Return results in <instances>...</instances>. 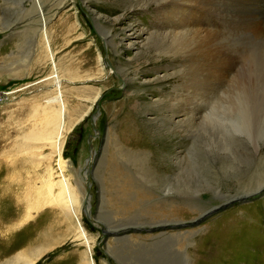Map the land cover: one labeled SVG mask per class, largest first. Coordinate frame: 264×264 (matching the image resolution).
I'll list each match as a JSON object with an SVG mask.
<instances>
[{
	"label": "rangeland",
	"instance_id": "374dc122",
	"mask_svg": "<svg viewBox=\"0 0 264 264\" xmlns=\"http://www.w3.org/2000/svg\"><path fill=\"white\" fill-rule=\"evenodd\" d=\"M178 2L0 0V264H264V0Z\"/></svg>",
	"mask_w": 264,
	"mask_h": 264
},
{
	"label": "bare ground",
	"instance_id": "6f19581e",
	"mask_svg": "<svg viewBox=\"0 0 264 264\" xmlns=\"http://www.w3.org/2000/svg\"><path fill=\"white\" fill-rule=\"evenodd\" d=\"M43 1L44 0H34V2H35V5L36 4H38V3H40V5L42 6L43 4ZM59 1H61V0H59ZM192 1H195V0H192ZM191 0H179V4H177V11L178 12H181L182 14L184 13V15H185V17L186 16H188L189 17V15L190 14H193L199 7H197L196 8V6H194V5H191L190 4V2H192ZM59 3H61V2H59ZM243 3H245V2H243ZM245 5H247L246 3H245ZM260 8L262 7V5L260 4V5H258ZM244 7V6H243ZM257 6H255V8H256ZM259 8V9H260ZM243 9V8H242ZM256 10H257V8H256ZM212 11V10H211ZM258 11V10H257ZM250 12V11H249ZM197 13H198V11H197ZM217 15V14H216ZM216 17V16H215ZM190 18V17H189ZM195 19V18H194ZM183 20V19H182ZM211 19L210 18H208V17H204V15L202 16V17H200V18H198L197 20L195 19L194 21H193V19H184L183 21H184V25H188V24H191V25H194V26H196L197 27V29L199 30V32H200V30L202 31H207V32H209L208 30V23H210L211 21H210ZM208 21V22H207ZM255 22V21H254ZM190 25V26H191ZM195 27V28H196ZM253 27H255L254 25H253ZM217 28V27H216ZM250 28H251V26H250ZM252 29V28H251ZM254 29V28H253ZM253 29H252V31H253ZM256 29V28H255ZM43 32H46V28H45V31H43ZM206 32V33H207ZM206 33H204L205 34V36H207L208 37V35L206 34ZM254 33H255V31H254ZM199 34V33H198ZM210 34V33H209ZM200 35V34H199ZM201 35H203V34H201ZM199 38V37H198ZM206 37H204V39H205ZM197 42V41H196ZM204 44V43H203ZM209 45H210V43H209ZM202 46V45H201ZM46 47H47V50L49 51L50 50V53H51V45H50V42H49V40H47V45H46ZM208 49H210L211 50V48L210 47H208ZM219 50V49H218ZM207 51H209V50H207ZM206 51V52H207ZM214 51V50H213ZM205 52V51H204ZM210 52V51H209ZM216 52V51H215ZM208 53V52H207ZM214 53V52H213ZM204 54H206V53H204ZM207 55V54H206ZM208 56V55H207ZM209 56H211L210 54H209ZM208 56V57H209ZM212 57H213V55H212ZM208 60V59H207ZM221 60V59H220ZM220 60L218 61L219 62V64H220ZM224 61L226 62V60H225V58H224ZM223 61V62H224ZM218 62H217V64H215V66L216 67H218L219 66V64H218ZM221 62H222V60H221ZM222 62V63H223ZM224 62V64H226ZM227 63L229 64V62L227 61ZM223 64V66H225L224 68H226V66L228 65H224ZM231 64V63H230ZM196 65V64H195ZM210 65V64H209ZM214 65V64H213ZM213 65H212V67H213ZM220 67V66H219ZM205 69V68H204ZM203 69V70H204ZM217 72H219V71H217ZM160 78V77H159ZM216 82V81H215ZM57 83L59 84V80H57ZM192 85V84H191ZM193 86V85H192ZM194 87V86H193ZM98 98H99V94L98 95H96L95 97H94V101H96V103H97V101H98ZM189 103V102H188ZM189 105V104H188ZM188 105H186L185 107H183V108H178L179 110H182L183 112H184V110H185V113L186 114H188V113H193V111L195 110L194 109V106L193 107H189ZM174 106V105H173ZM63 107H61L60 109H59V111H58V114L57 115H49V116H47L46 117V121H45V124H46V127H48L49 126V129H46V134H47V136H48V138H49V142L51 143V145H54L55 147V152H57V153H59L60 154V160L61 161H63V158H62V148H63V143H64V140H65V138H66V134H67V131H65V130H67V129H65V127L62 125V123H61V114L63 113ZM83 115V114H82ZM69 125V124H68ZM70 126V125H69ZM69 129H70V127H68V131H69ZM133 133V132H132ZM122 134V133H121ZM125 135V134H124ZM123 136V135H122ZM124 137V136H123ZM122 137V138H123ZM121 138V139H122ZM127 139H129L128 138V134H126V139L125 140H127ZM128 141V140H127ZM124 142V141H123ZM130 142V141H129ZM126 144H128L127 142H125ZM65 161V160H64ZM86 177H87V179H88V173H87V175H86ZM60 182V185H61V188H60V191L58 192L59 193V195L62 197L63 196V198H64V200H66L67 201V203H68V205L70 206V208L72 209V210H74V208H73V206L76 204V203H78V199H77V196H76V193L73 191V187L72 186H70L69 184H67L65 181H59ZM88 184H89V182H88ZM59 186V185H58ZM171 185H167L166 186V188H168L167 189V191H170L171 190V187H170ZM89 197H90V192H88V196H87V198H86V200L85 201H87L88 199H89ZM86 207H87V203H86V205H85V209H86ZM165 208V207H164ZM88 210H89V208H87ZM178 212V211H177ZM181 212V211H180ZM89 215V214H88ZM181 226V225H180ZM164 227V226H163ZM162 227V228H163ZM166 228V227H165ZM165 234H167L166 232H161L160 233V235H165ZM170 233H168L167 235H169ZM225 234H227V231H222L221 233H220V236H223V235H225ZM79 235L80 236H82V235H84V231L83 230H80V233H79Z\"/></svg>",
	"mask_w": 264,
	"mask_h": 264
},
{
	"label": "water",
	"instance_id": "95a60500",
	"mask_svg": "<svg viewBox=\"0 0 264 264\" xmlns=\"http://www.w3.org/2000/svg\"><path fill=\"white\" fill-rule=\"evenodd\" d=\"M96 106L98 107V104H96ZM91 118H92V121L95 120V112H93V113L91 114ZM88 186H89V184H88ZM88 205H89V203L87 204V207H86V209H85L87 214H89V210L87 209V208H89Z\"/></svg>",
	"mask_w": 264,
	"mask_h": 264
},
{
	"label": "built area",
	"instance_id": "2783aa9c",
	"mask_svg": "<svg viewBox=\"0 0 264 264\" xmlns=\"http://www.w3.org/2000/svg\"><path fill=\"white\" fill-rule=\"evenodd\" d=\"M0 97H1V99H2V98H4L5 96H3V97H2V96H0Z\"/></svg>",
	"mask_w": 264,
	"mask_h": 264
}]
</instances>
